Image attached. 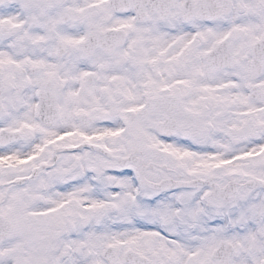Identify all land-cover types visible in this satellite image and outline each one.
Listing matches in <instances>:
<instances>
[{"label":"snow or ice","instance_id":"6c2138e0","mask_svg":"<svg viewBox=\"0 0 264 264\" xmlns=\"http://www.w3.org/2000/svg\"><path fill=\"white\" fill-rule=\"evenodd\" d=\"M0 264H264V0H0Z\"/></svg>","mask_w":264,"mask_h":264}]
</instances>
